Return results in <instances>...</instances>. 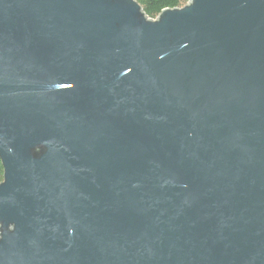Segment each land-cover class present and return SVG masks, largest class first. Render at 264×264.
Returning <instances> with one entry per match:
<instances>
[{
  "label": "water",
  "instance_id": "95a60500",
  "mask_svg": "<svg viewBox=\"0 0 264 264\" xmlns=\"http://www.w3.org/2000/svg\"><path fill=\"white\" fill-rule=\"evenodd\" d=\"M0 264H264V0H0Z\"/></svg>",
  "mask_w": 264,
  "mask_h": 264
},
{
  "label": "trees",
  "instance_id": "16d2710c",
  "mask_svg": "<svg viewBox=\"0 0 264 264\" xmlns=\"http://www.w3.org/2000/svg\"><path fill=\"white\" fill-rule=\"evenodd\" d=\"M136 1L147 18L154 20L165 9L181 8L187 0H134ZM3 168L0 162V183L2 181Z\"/></svg>",
  "mask_w": 264,
  "mask_h": 264
}]
</instances>
